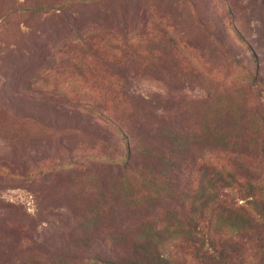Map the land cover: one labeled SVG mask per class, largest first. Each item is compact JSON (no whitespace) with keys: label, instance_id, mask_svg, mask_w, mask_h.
Returning <instances> with one entry per match:
<instances>
[{"label":"rangeland","instance_id":"374dc122","mask_svg":"<svg viewBox=\"0 0 264 264\" xmlns=\"http://www.w3.org/2000/svg\"><path fill=\"white\" fill-rule=\"evenodd\" d=\"M214 195L264 217V0H0V264H208Z\"/></svg>","mask_w":264,"mask_h":264},{"label":"trees","instance_id":"16d2710c","mask_svg":"<svg viewBox=\"0 0 264 264\" xmlns=\"http://www.w3.org/2000/svg\"><path fill=\"white\" fill-rule=\"evenodd\" d=\"M219 180L227 182L228 177L221 176ZM208 198L211 200L210 202H214L215 209L212 212L213 217H208L209 226L207 229L201 227L196 219L186 215L184 227L178 229L181 231L177 236L185 244L186 251L195 254L208 264L232 263L235 255L239 254L243 247L241 242L233 240V234L244 232L243 235L252 238L257 232L264 230V217H258L253 211H247L246 208H241L236 203H230L226 198L215 195ZM225 212L231 213V215L235 214L236 218H221ZM174 230L175 228L169 226L160 231L156 229V231L149 232L142 248L145 252L160 257V245L157 244V237H163L166 233L173 234Z\"/></svg>","mask_w":264,"mask_h":264}]
</instances>
